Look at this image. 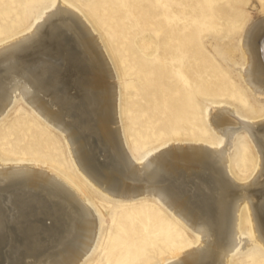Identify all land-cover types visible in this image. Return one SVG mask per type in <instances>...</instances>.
<instances>
[{
	"label": "bare ground",
	"instance_id": "bare-ground-1",
	"mask_svg": "<svg viewBox=\"0 0 264 264\" xmlns=\"http://www.w3.org/2000/svg\"><path fill=\"white\" fill-rule=\"evenodd\" d=\"M222 1L168 0L165 21L172 64L177 53L180 64L199 61L184 70L200 73L223 55L227 77L220 70L216 89L205 93L221 146L173 142L134 159L124 142L107 49L86 14L65 0L39 9L28 33L0 45V117L16 98L27 101L62 131L74 164L91 182L117 198L154 197L196 232L195 244L158 264H231L232 253L251 243L264 250V15L251 20L249 14L247 20L238 13L241 5L253 7V0L232 10ZM9 4L0 0V10ZM211 35L228 38L222 48L208 46L213 56L201 47V39ZM169 75L172 91L179 85L173 70ZM237 84L245 87L251 110L231 96V90L239 92ZM175 97L172 91L170 101ZM219 99L234 104L211 106ZM243 130L255 150L249 180L230 170ZM165 158L174 162L160 167ZM241 221L250 224L249 235L242 234ZM98 230L97 216L74 179L52 164L0 159V264H80Z\"/></svg>",
	"mask_w": 264,
	"mask_h": 264
},
{
	"label": "rangeland",
	"instance_id": "rangeland-1",
	"mask_svg": "<svg viewBox=\"0 0 264 264\" xmlns=\"http://www.w3.org/2000/svg\"><path fill=\"white\" fill-rule=\"evenodd\" d=\"M7 1L10 2L9 10H0V45L28 33L30 27L38 21L39 9L52 8L57 2ZM65 1L75 11L80 10L86 14L107 49L119 91L124 142L134 159L138 160L154 149L173 142H181L179 144L182 145L203 144L208 147L224 143L222 135L216 132L209 121L206 112L209 107L205 101L209 96L205 93L216 89L219 71L223 70L226 76V68L221 63L223 55L215 56L210 67L207 65L200 73L184 70L199 64V61L180 64L177 62V53L174 54L175 62L172 64L165 30L168 0ZM222 3H226L232 10L243 4V1L223 0ZM253 3V7L241 5L238 13L247 20L249 14L252 15L251 20L263 16L264 0H253ZM224 10L225 6H222L215 13ZM222 42L228 44V38L205 36L201 39V47L212 55L207 50L208 46L222 48ZM176 50L179 51V48L176 47ZM226 64L231 66L230 63ZM170 70L175 72L179 85L172 90L176 96L174 103L170 101ZM182 72H187L189 82L182 78ZM229 83L230 80H225V84ZM244 88L238 85L239 92L233 89L230 93L240 105L251 110ZM199 93L205 97L200 98ZM219 100L211 106L234 104ZM239 118L246 120L241 116ZM254 153L248 133L239 131L230 160V170L236 177L250 179L255 165ZM0 159L52 164L80 185L97 216L99 229L93 248L80 264H158L162 259H169L171 252L196 243V232L156 198L145 195L117 198L91 182L74 164L62 131L20 98H16L0 117ZM165 160L160 162V167L164 168L174 162L172 158ZM49 222L46 219V223ZM249 229L248 222H240L242 234L249 235ZM230 262L264 264V250L251 243L243 249L235 250Z\"/></svg>",
	"mask_w": 264,
	"mask_h": 264
}]
</instances>
